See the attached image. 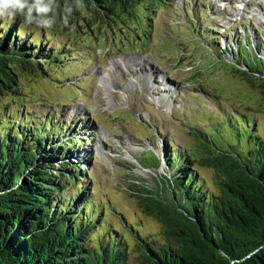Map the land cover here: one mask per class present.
<instances>
[{
  "label": "trees",
  "instance_id": "trees-1",
  "mask_svg": "<svg viewBox=\"0 0 264 264\" xmlns=\"http://www.w3.org/2000/svg\"><path fill=\"white\" fill-rule=\"evenodd\" d=\"M82 2L83 12L75 0H57L55 23L37 37L20 16L0 19V264H264V135L247 115L222 123L219 138L200 133L202 151L167 145L164 163L154 156L170 194L166 202L153 190L140 197L159 224L155 234L136 223L113 225L93 199L78 118L71 124L61 113L41 116L27 107L17 71L47 74L71 56L72 44L48 32L67 31L92 11L114 19L121 9L132 17L141 5L150 13L173 7L172 0ZM66 4L73 8L67 24ZM200 24L213 52L228 54L247 79H264V39L253 48L251 36L239 34L221 46L213 37L219 32ZM199 164L215 171L213 186L198 177Z\"/></svg>",
  "mask_w": 264,
  "mask_h": 264
},
{
  "label": "rangeland",
  "instance_id": "rangeland-1",
  "mask_svg": "<svg viewBox=\"0 0 264 264\" xmlns=\"http://www.w3.org/2000/svg\"><path fill=\"white\" fill-rule=\"evenodd\" d=\"M246 1L172 0L173 7L155 13L141 5L128 17L121 9L114 19L92 11L82 17L88 22L78 18L67 31L48 32L54 42L72 44L62 64L42 75L17 71L27 107L41 116L61 113L71 124L78 117L73 125L87 138L79 158L86 161L89 190L113 225L128 228L131 222L159 232L140 197L153 190L159 200L169 198L163 164L153 166L154 156L164 163L167 145L202 151L200 133L219 138L225 134L222 123L240 114L264 135V79H247L228 54L219 57L201 39L206 35L200 20L219 32L213 37L221 46L247 32L254 48L263 39L264 0H249L255 2L249 8ZM39 28H30L33 36ZM69 102L74 105L66 106ZM197 170L215 184L212 168L199 164Z\"/></svg>",
  "mask_w": 264,
  "mask_h": 264
},
{
  "label": "clouds",
  "instance_id": "clouds-1",
  "mask_svg": "<svg viewBox=\"0 0 264 264\" xmlns=\"http://www.w3.org/2000/svg\"><path fill=\"white\" fill-rule=\"evenodd\" d=\"M57 0H0V19L13 21L20 16L24 25H35L50 29L55 23V9ZM75 7L83 12L82 0H75ZM64 22L67 24L68 16L73 12L72 6H64Z\"/></svg>",
  "mask_w": 264,
  "mask_h": 264
},
{
  "label": "bare ground",
  "instance_id": "bare-ground-1",
  "mask_svg": "<svg viewBox=\"0 0 264 264\" xmlns=\"http://www.w3.org/2000/svg\"><path fill=\"white\" fill-rule=\"evenodd\" d=\"M244 1H245V0H244ZM252 1H255V0H252ZM247 2H249V0L246 1V4H247ZM248 4H249V5H246V6L249 8V7H251V5H255V2H249ZM261 12H264V11H261ZM148 79H149V81L151 80L152 83L155 82L153 76H150Z\"/></svg>",
  "mask_w": 264,
  "mask_h": 264
}]
</instances>
